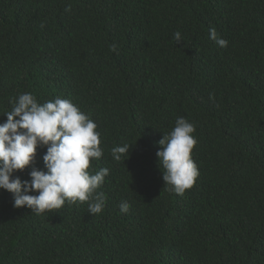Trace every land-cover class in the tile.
Returning a JSON list of instances; mask_svg holds the SVG:
<instances>
[{
    "label": "trees",
    "instance_id": "trees-1",
    "mask_svg": "<svg viewBox=\"0 0 264 264\" xmlns=\"http://www.w3.org/2000/svg\"><path fill=\"white\" fill-rule=\"evenodd\" d=\"M25 92L97 124L107 202L36 215L0 189V264H264V0H0V123ZM178 117L199 171L183 196L157 156Z\"/></svg>",
    "mask_w": 264,
    "mask_h": 264
},
{
    "label": "clouds",
    "instance_id": "clouds-1",
    "mask_svg": "<svg viewBox=\"0 0 264 264\" xmlns=\"http://www.w3.org/2000/svg\"><path fill=\"white\" fill-rule=\"evenodd\" d=\"M174 38L180 42L181 33L177 31ZM209 38L219 47L228 45L215 28L209 29ZM111 50L115 52L116 47ZM4 116L7 120L0 123V189L13 194V206L27 207L40 215L61 210L66 202H87L89 214H101L107 197L99 189L109 169L90 171L91 161L104 155L97 124L71 100L55 97L41 104L30 92L15 98ZM195 131L193 123L178 117L172 131L158 142L162 179L170 191L181 196L194 186L199 176L192 159L197 145ZM39 148H46L43 155L46 171L34 167ZM129 150L127 144L115 146L111 149L112 158L120 161ZM29 168L30 180L22 181L16 174ZM130 207L127 201L119 205L124 214Z\"/></svg>",
    "mask_w": 264,
    "mask_h": 264
}]
</instances>
